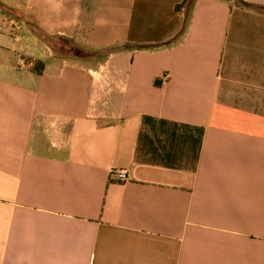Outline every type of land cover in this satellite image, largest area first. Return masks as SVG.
Listing matches in <instances>:
<instances>
[{"label": "crops", "instance_id": "obj_1", "mask_svg": "<svg viewBox=\"0 0 264 264\" xmlns=\"http://www.w3.org/2000/svg\"><path fill=\"white\" fill-rule=\"evenodd\" d=\"M183 1L0 0V264H264V0Z\"/></svg>", "mask_w": 264, "mask_h": 264}, {"label": "trees", "instance_id": "obj_2", "mask_svg": "<svg viewBox=\"0 0 264 264\" xmlns=\"http://www.w3.org/2000/svg\"><path fill=\"white\" fill-rule=\"evenodd\" d=\"M235 3L238 5V6H241V7H244V8H250V9H255V10H258V11H262L263 9L261 7H257V6H254L252 4H249V3H246L242 0H234ZM186 3V0H184L180 5H178L177 7H180L181 5L185 4ZM74 52H76L78 55H83L84 52H82L81 50L79 49H73ZM42 68H43V65L40 61H37V60H33L31 62V70L36 73V74H40L42 72Z\"/></svg>", "mask_w": 264, "mask_h": 264}, {"label": "built area", "instance_id": "obj_3", "mask_svg": "<svg viewBox=\"0 0 264 264\" xmlns=\"http://www.w3.org/2000/svg\"><path fill=\"white\" fill-rule=\"evenodd\" d=\"M114 178L118 181L125 182L130 179V176L126 171L121 170L115 173Z\"/></svg>", "mask_w": 264, "mask_h": 264}, {"label": "rangeland", "instance_id": "obj_4", "mask_svg": "<svg viewBox=\"0 0 264 264\" xmlns=\"http://www.w3.org/2000/svg\"><path fill=\"white\" fill-rule=\"evenodd\" d=\"M63 45H65V44H63ZM67 47H68V46H67ZM67 47H66V48H67ZM68 48H69V47H68Z\"/></svg>", "mask_w": 264, "mask_h": 264}]
</instances>
